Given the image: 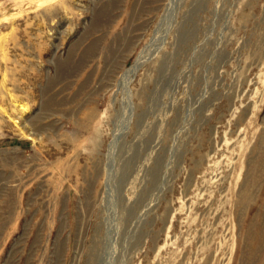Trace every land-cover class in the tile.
Masks as SVG:
<instances>
[{
	"label": "rangeland",
	"instance_id": "374dc122",
	"mask_svg": "<svg viewBox=\"0 0 264 264\" xmlns=\"http://www.w3.org/2000/svg\"><path fill=\"white\" fill-rule=\"evenodd\" d=\"M0 264H264V0H0Z\"/></svg>",
	"mask_w": 264,
	"mask_h": 264
}]
</instances>
